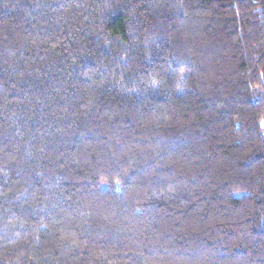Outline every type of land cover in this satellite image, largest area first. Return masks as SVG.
<instances>
[{
    "label": "trees",
    "instance_id": "obj_1",
    "mask_svg": "<svg viewBox=\"0 0 264 264\" xmlns=\"http://www.w3.org/2000/svg\"><path fill=\"white\" fill-rule=\"evenodd\" d=\"M0 264H264V0H0Z\"/></svg>",
    "mask_w": 264,
    "mask_h": 264
}]
</instances>
